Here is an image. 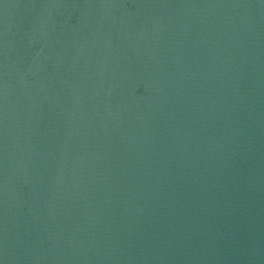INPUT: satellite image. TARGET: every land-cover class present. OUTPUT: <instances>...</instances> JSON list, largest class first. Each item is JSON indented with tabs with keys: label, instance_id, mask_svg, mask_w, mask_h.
<instances>
[{
	"label": "water",
	"instance_id": "obj_1",
	"mask_svg": "<svg viewBox=\"0 0 264 264\" xmlns=\"http://www.w3.org/2000/svg\"><path fill=\"white\" fill-rule=\"evenodd\" d=\"M0 264H264V0H0Z\"/></svg>",
	"mask_w": 264,
	"mask_h": 264
}]
</instances>
